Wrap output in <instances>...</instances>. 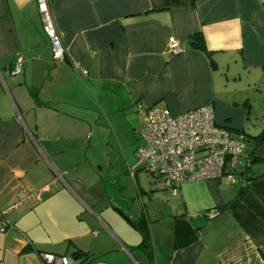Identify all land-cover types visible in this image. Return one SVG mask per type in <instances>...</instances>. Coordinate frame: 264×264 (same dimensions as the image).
I'll use <instances>...</instances> for the list:
<instances>
[{
	"label": "crops",
	"instance_id": "0c3cea01",
	"mask_svg": "<svg viewBox=\"0 0 264 264\" xmlns=\"http://www.w3.org/2000/svg\"><path fill=\"white\" fill-rule=\"evenodd\" d=\"M48 2L64 61L52 60L34 0H0V211L10 224L0 264H41L40 252L76 253L78 264H264V141L236 183L191 180L175 194L159 177H131L122 151L140 102L172 114L211 104L251 152L264 132V0ZM196 32L209 56L191 46ZM130 221L146 225L148 249Z\"/></svg>",
	"mask_w": 264,
	"mask_h": 264
},
{
	"label": "built area",
	"instance_id": "2783aa9c",
	"mask_svg": "<svg viewBox=\"0 0 264 264\" xmlns=\"http://www.w3.org/2000/svg\"><path fill=\"white\" fill-rule=\"evenodd\" d=\"M34 1L42 31L51 47L52 60L64 61L66 48L55 26L49 2ZM169 51L173 54L181 51L174 38L169 41ZM22 70L23 61L19 56L10 72L18 74ZM134 106L142 126L133 162L127 165L131 177L137 171L159 177L175 194L181 183L191 180L225 177L236 183L240 179L238 170L249 164L245 137L242 134L233 136L226 127L218 125L211 104L177 114L158 104L144 106L137 102ZM5 212L0 211L1 232L10 226L4 217ZM218 214V210L212 209L206 216L214 218ZM201 215L205 214H196ZM38 256L41 264H78V259L70 255L40 252Z\"/></svg>",
	"mask_w": 264,
	"mask_h": 264
},
{
	"label": "trees",
	"instance_id": "16d2710c",
	"mask_svg": "<svg viewBox=\"0 0 264 264\" xmlns=\"http://www.w3.org/2000/svg\"><path fill=\"white\" fill-rule=\"evenodd\" d=\"M189 42L191 44V46H193L196 49H199L201 51H203L206 55H210V52L207 50L203 37L201 35L200 32H196L193 33L189 36ZM253 139V148L251 150V152L247 153V162L250 163L252 160H254L253 158V151L254 149L257 147V145H259L262 141H264V132H261L255 136L252 137ZM240 174V173H239ZM133 226L139 231V233L142 235V243H141V247L148 249L150 247V235H149V231L146 227V225H144L142 223V221H137V222H132L130 221ZM72 256H74L75 258H77L79 260V256H77V254H73Z\"/></svg>",
	"mask_w": 264,
	"mask_h": 264
},
{
	"label": "rangeland",
	"instance_id": "374dc122",
	"mask_svg": "<svg viewBox=\"0 0 264 264\" xmlns=\"http://www.w3.org/2000/svg\"><path fill=\"white\" fill-rule=\"evenodd\" d=\"M126 116H128L127 120L130 124V132H132V134H131V139L128 140L130 143L127 146H125L122 151H123L125 157L127 158V160L131 164L133 162V159H134L133 158L134 150H135L136 146L140 143L141 121H140V117L138 115L129 114ZM132 136H133V138H132ZM148 176L151 177V175H149V174H148ZM139 178L143 181L144 173H140Z\"/></svg>",
	"mask_w": 264,
	"mask_h": 264
}]
</instances>
